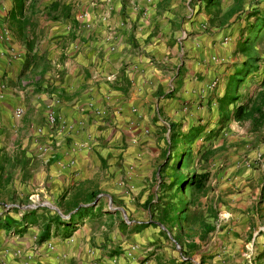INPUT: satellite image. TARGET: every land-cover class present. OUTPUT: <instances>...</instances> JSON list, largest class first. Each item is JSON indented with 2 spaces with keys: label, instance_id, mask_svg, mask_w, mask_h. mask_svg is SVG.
Masks as SVG:
<instances>
[{
  "label": "crops",
  "instance_id": "crops-1",
  "mask_svg": "<svg viewBox=\"0 0 264 264\" xmlns=\"http://www.w3.org/2000/svg\"><path fill=\"white\" fill-rule=\"evenodd\" d=\"M258 1L0 0V264H264V129L219 105Z\"/></svg>",
  "mask_w": 264,
  "mask_h": 264
},
{
  "label": "trees",
  "instance_id": "trees-1",
  "mask_svg": "<svg viewBox=\"0 0 264 264\" xmlns=\"http://www.w3.org/2000/svg\"><path fill=\"white\" fill-rule=\"evenodd\" d=\"M28 0H15V7L23 13L24 8L26 7ZM36 0H31V2L28 4V6L31 8L34 5V2ZM251 15H256L257 17V25L261 27L264 26V15L262 18L257 16V13H253ZM22 26H27L32 24V21L30 19H25L23 21H20ZM20 25V27H21ZM251 47V40L246 38L243 43H241V52H249V49ZM244 81L243 78H239L235 81L234 85L231 87V90L221 98L219 99V105H220V111H221V118L223 120H227L229 118L241 120V119H251L254 122L255 127H260L264 123V89H261L258 93L257 97L252 101H246L241 104L235 105L233 109L230 110L231 103H235L238 99L239 95L238 92V86L240 82ZM187 152V151H186ZM185 152V154H186Z\"/></svg>",
  "mask_w": 264,
  "mask_h": 264
},
{
  "label": "built area",
  "instance_id": "built-area-1",
  "mask_svg": "<svg viewBox=\"0 0 264 264\" xmlns=\"http://www.w3.org/2000/svg\"><path fill=\"white\" fill-rule=\"evenodd\" d=\"M150 1V0H149ZM187 1V6L189 10V17L192 18L195 15L196 8L194 7L195 2L199 3L203 0H186ZM0 32H1V41L5 43L6 45V51L5 52H0V59L3 55L8 54V56L11 59H14L17 57L18 50L16 49L14 43H15V36L11 28L8 26L6 22L0 23ZM190 33L186 29H182L178 38L177 42L181 45V47H184V43L186 40L189 38ZM231 39L230 36H225L223 39L224 43L229 42ZM214 60L225 62L226 58L225 57H219V56H213ZM109 79L111 77L108 76ZM219 85V80L214 79L212 82L209 83L208 87L212 90L217 89ZM203 98H205L206 95H202ZM55 104H50L47 109V120L51 127L59 134H65L73 129H75V124L68 122L67 120L59 117L56 113V110L54 109V105L61 103V99L59 97H54L53 98ZM187 108V105L185 106ZM22 112H18V116H21ZM132 248H136V246H132Z\"/></svg>",
  "mask_w": 264,
  "mask_h": 264
},
{
  "label": "rangeland",
  "instance_id": "rangeland-1",
  "mask_svg": "<svg viewBox=\"0 0 264 264\" xmlns=\"http://www.w3.org/2000/svg\"><path fill=\"white\" fill-rule=\"evenodd\" d=\"M257 3H259L258 0H253V3L250 5V7L256 5ZM253 8L256 9L257 6ZM260 14L261 16L259 17L262 18V16L264 15V8L260 10ZM252 20L254 23L257 22V17L253 18ZM257 31L252 35L254 39L251 42V46L254 47H252L251 52L253 56L260 58L257 61H254L253 64L251 65V73L249 74V76H245L244 81L239 83L238 86L239 97L236 100V102L239 104L242 102L254 100L257 97L258 93L260 92L261 90L260 88L262 87L264 89V26H261L260 31L258 32ZM263 127H264V123L262 126L259 127V129H264ZM194 150H195V146L192 142L189 145H187V149H186L187 152L185 154L186 161L191 160V156H192L191 154L192 151Z\"/></svg>",
  "mask_w": 264,
  "mask_h": 264
}]
</instances>
